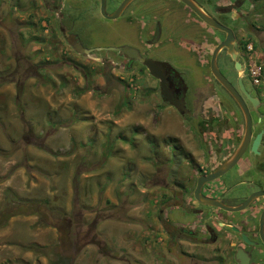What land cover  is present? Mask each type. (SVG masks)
I'll use <instances>...</instances> for the list:
<instances>
[{"label": "rangeland", "instance_id": "obj_1", "mask_svg": "<svg viewBox=\"0 0 264 264\" xmlns=\"http://www.w3.org/2000/svg\"><path fill=\"white\" fill-rule=\"evenodd\" d=\"M199 1L214 16L215 4L221 9L231 0ZM252 2L244 21L220 20L234 31L241 69L224 54L218 66L232 83L245 75L247 90L254 85L264 98V0ZM86 7L69 10L73 17L84 12L77 29L83 45H106L119 32L132 36L95 4ZM213 47L200 42L201 57H187L185 66L179 56L167 58L194 88L188 117L161 99L145 71L114 67L110 53L77 55L49 11L0 0V264H216L213 245L170 240L168 216H190L168 215L162 205V186L184 175L185 163L170 154L172 140L198 158L203 151L205 169L220 160L215 148L229 146L232 132L242 129L208 63L199 64ZM192 225L186 227L202 228Z\"/></svg>", "mask_w": 264, "mask_h": 264}, {"label": "flooded vegetation", "instance_id": "obj_2", "mask_svg": "<svg viewBox=\"0 0 264 264\" xmlns=\"http://www.w3.org/2000/svg\"><path fill=\"white\" fill-rule=\"evenodd\" d=\"M123 1L105 0V13L112 14ZM207 1L212 2L213 0ZM193 2L202 11L220 23V20L235 19V17L244 21L254 8L252 0H231L221 9L215 4L216 9H214L213 16L211 12L208 13L203 8V1L193 0ZM78 3L87 4V7L95 4L100 13V0H26V9L49 11L53 16V20L57 21V28L67 44L66 34H73L84 48L91 50L86 57H90L92 54H99L98 57L104 58L106 57L105 53H110L109 56L112 58V62L115 63L114 67L120 65L125 70H136L140 74L145 71L156 82V86L159 89V80L151 76L141 62L128 58L120 49L122 47L133 48L141 58L155 61L156 66L165 78L166 87L172 97L174 99L182 98L185 108L190 112V114H185L184 116L189 117L192 115L190 105L196 99L195 95H192V89L194 88H188L189 86L183 79L181 71L167 58L172 55L179 56L182 58L180 63H184L183 66H185V63H188L187 57H193L194 60L201 57L202 52L197 49L200 46V42H214L215 47L223 40L224 32L202 22L181 0H128L117 18L107 19L100 15L111 22H120L124 26V32H129L132 36L125 37L124 33L121 34L119 32L116 33L118 38L106 45L85 46L79 40L77 33V29H80L78 27L79 17L81 16V20H84V12L81 15L80 13L75 14V17L69 14L70 9H76L75 11L79 12V9H77ZM212 3H216V1ZM246 4L251 6L252 9L244 10L243 7ZM224 10L226 11L224 12ZM197 24L208 28L210 33H202L201 29H197ZM46 30L50 32L49 36L54 34L51 24H49V29ZM219 32L222 35L221 39L218 38ZM235 48H239L236 36ZM71 49L77 55L84 57L72 47ZM182 49L186 51L183 52ZM221 54L226 55V58L230 59L226 49L222 48L217 56V65L219 59L224 60ZM209 58L210 56L206 63H199L200 66H203V64L206 66L208 63L207 68L209 69ZM114 59L118 60L115 62ZM195 63L193 62L194 65ZM231 65H233V62ZM219 70L221 71L220 68ZM208 71L213 82L228 95L229 102L241 114L242 129L232 132L229 137L231 143L229 146H217L215 148L214 156L215 158L220 157V160L205 169L199 164V160L203 157V151L198 158V154L194 152L193 148L176 145V140H172L173 144L169 147L170 154H172L173 159L176 155L179 156L182 162L185 163V165L182 164V174L184 175L182 180H173V184L170 187L167 183L162 186L168 192L167 199L162 205L167 207L166 212L168 215L173 210H179L190 217H182L178 218L177 221H171L168 216V222L172 225V230L168 231L170 232L169 238L172 241L182 240V236H184L203 241L207 245H213L216 264H264V98L256 91L254 85H252V91L247 90L244 85L245 75L241 76L242 83L250 95L258 99L256 107L240 91L237 81L238 76H236L235 83L230 82L243 98L251 116L249 142L236 162L217 178L202 184L199 192L202 196L217 199L227 206L235 207L244 201L249 200V202L242 210L229 211L202 204L196 201L194 197L198 176L207 175L231 158L238 149L244 134V117L239 106L230 94L214 79L210 70ZM221 73L224 75L222 71ZM260 131L262 135L255 153L251 149V143ZM186 164L190 168L189 175L184 169ZM160 213H162V209H159V215H157L159 220H161ZM191 223L194 226H202V228H187L186 226L191 225ZM242 235L249 242L244 241Z\"/></svg>", "mask_w": 264, "mask_h": 264}, {"label": "water", "instance_id": "obj_3", "mask_svg": "<svg viewBox=\"0 0 264 264\" xmlns=\"http://www.w3.org/2000/svg\"><path fill=\"white\" fill-rule=\"evenodd\" d=\"M104 1L105 0H100L101 5H100V14L107 18V19H114L117 18L121 9L124 7L126 2L128 0H124L119 7L112 13V14H107L104 11ZM182 3H184L190 10L194 12V14L202 20L205 24L208 26L217 29L221 32H224V38L222 41H220L215 47L212 49L210 58H209V70L211 75L214 77V79L230 94V96L235 100L237 105L239 106L243 117H244V134L242 137V141L236 150V152L226 160L225 163L221 164L218 166L214 171L208 173L207 175H200L197 178L196 182V187L194 190V197L196 201L202 203V204H207L209 206H214V207H219L224 210H229V211H239L242 210L246 207L248 204L249 200L242 202L238 206L232 207V206H227L223 203H221L219 200L202 196L199 192L200 187L202 184L205 182L211 181L215 178H217L219 175L223 174L225 171H227L238 159V157L241 155L243 152L244 148L247 146L250 136H251V116L249 113L248 108L246 107L243 98L239 94V92L234 88V86L231 84V82L221 73V71L218 68L217 65V56L218 53L222 48L226 49V53L230 56V59L233 61L234 68L236 71H239L241 69V63L237 59V51L235 49V36L234 32L232 29L229 27L221 24L208 14H206L204 11H202L201 8H199L193 0H181ZM66 40L68 44L78 53L84 56H88L89 52L91 51L90 49L84 48L80 42H78L75 39V36L73 34H66ZM128 58L138 60L141 62L148 70L149 74L159 80V89H160V96L163 100L167 101L170 105H172L181 115L184 114H190L188 109L185 108L183 99L178 98L174 99L169 92V90L166 87L165 84V78L163 74L161 73L160 69L156 66V62L147 59V58H141L137 51L133 48L129 47H122L120 49ZM165 64V63H164ZM168 65V64H167ZM238 81V86L240 91L244 94V96L252 103L254 107H256L258 103V99L256 97H253L250 95V93L245 89L241 76H238L237 78ZM262 132L260 131L259 133L256 134L255 138L253 139L251 143V149L253 152H257V147L261 138ZM242 239L246 242H249L247 238L242 235Z\"/></svg>", "mask_w": 264, "mask_h": 264}, {"label": "trees", "instance_id": "obj_4", "mask_svg": "<svg viewBox=\"0 0 264 264\" xmlns=\"http://www.w3.org/2000/svg\"><path fill=\"white\" fill-rule=\"evenodd\" d=\"M244 45H245V43H244ZM33 246H35V245H27L26 248H28V249H32ZM24 248H25V247H24Z\"/></svg>", "mask_w": 264, "mask_h": 264}]
</instances>
